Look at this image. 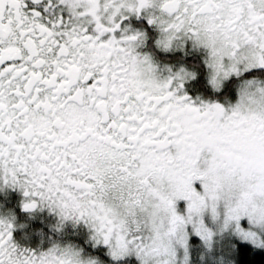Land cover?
I'll return each mask as SVG.
<instances>
[{"label":"snow or ice","instance_id":"obj_1","mask_svg":"<svg viewBox=\"0 0 264 264\" xmlns=\"http://www.w3.org/2000/svg\"><path fill=\"white\" fill-rule=\"evenodd\" d=\"M202 33L235 103L140 50ZM0 181L90 229L33 249L0 215V264H264V0H0Z\"/></svg>","mask_w":264,"mask_h":264},{"label":"flooded vegetation","instance_id":"obj_2","mask_svg":"<svg viewBox=\"0 0 264 264\" xmlns=\"http://www.w3.org/2000/svg\"><path fill=\"white\" fill-rule=\"evenodd\" d=\"M129 19L130 21H144V23H147L146 18L143 16L130 17ZM134 26L139 27L140 25L136 23ZM151 31L158 36V29L152 28ZM140 50L149 52L152 55L162 76L169 75L170 70L171 72H175L181 66L189 72L194 73L195 75L183 81L182 86V91L187 93L194 102H220L227 106L229 102L236 99L239 95V79L235 75L228 77L223 82L221 88L217 89L213 87L209 77L211 69L205 59L208 52L202 46H194L191 40L186 41L183 47H174L164 50L156 45L154 37H150ZM2 183L3 182L0 181V184ZM25 199L24 191L20 187L4 184L0 187V215H8L9 213L14 215L13 237L19 244L33 249L41 248L26 243L25 237L21 234L22 220H20L17 210L24 215H36L39 209L48 205L46 203L43 205L38 204L34 209H24L23 201ZM48 207L51 208L50 206ZM39 211H47V209ZM49 211L54 215V212L51 210ZM59 221V219H48V222H51L53 225H55L56 222L58 224ZM68 226H75L73 228L84 227L79 224L76 226L72 223Z\"/></svg>","mask_w":264,"mask_h":264},{"label":"trees","instance_id":"obj_3","mask_svg":"<svg viewBox=\"0 0 264 264\" xmlns=\"http://www.w3.org/2000/svg\"><path fill=\"white\" fill-rule=\"evenodd\" d=\"M22 220L21 234L25 237L26 243L31 246L47 247L52 242L81 244L87 239L86 227L73 228L65 227L60 232L48 219L41 215H24L17 210ZM89 234V232H88Z\"/></svg>","mask_w":264,"mask_h":264},{"label":"rangeland","instance_id":"obj_4","mask_svg":"<svg viewBox=\"0 0 264 264\" xmlns=\"http://www.w3.org/2000/svg\"><path fill=\"white\" fill-rule=\"evenodd\" d=\"M237 99H238V97L236 99L232 100L229 103H235V101ZM43 209H47V211H39V210H43ZM48 209L51 210L52 212H54V215H52V213ZM39 210L37 211L36 215L39 214V215L43 216V218L50 219V220H53V219H56V220L59 219L60 220L58 224H57V222L55 224V228H57L56 229L57 232H60L65 227H67L70 223H72L73 225H76V226L79 224V225H82V226L86 227L87 229H85V231L87 232V236L89 235L88 232H90V229H89L88 225L83 220H76L75 218H67V219H63L62 220L61 217L58 214V210H53L52 208H49L48 206H43V208H41ZM67 223H69V224H67ZM73 227H75V226H73ZM53 243H56V242H52L51 245ZM59 243H61V242H59ZM61 244H67V243H61ZM50 246L41 247V249H46V248H48Z\"/></svg>","mask_w":264,"mask_h":264},{"label":"clouds","instance_id":"obj_5","mask_svg":"<svg viewBox=\"0 0 264 264\" xmlns=\"http://www.w3.org/2000/svg\"><path fill=\"white\" fill-rule=\"evenodd\" d=\"M197 46H202L204 48H208L209 49V55H208V58H207V64L210 66V73H209V77H210V80L216 75V69L211 67V65L213 64H219V56H213L211 54V41L209 40V38L204 35L203 33L201 34L199 40H198V43H197ZM223 85V80H221V87ZM247 95V90L246 89H242L241 92H240V96L243 97Z\"/></svg>","mask_w":264,"mask_h":264}]
</instances>
